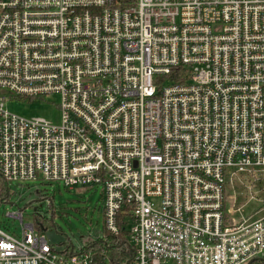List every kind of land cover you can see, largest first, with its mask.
Returning <instances> with one entry per match:
<instances>
[{"label": "built area", "instance_id": "obj_1", "mask_svg": "<svg viewBox=\"0 0 264 264\" xmlns=\"http://www.w3.org/2000/svg\"><path fill=\"white\" fill-rule=\"evenodd\" d=\"M51 95L59 123L7 107ZM0 172L101 186L134 264L263 260L264 0H0ZM92 263L0 228V264Z\"/></svg>", "mask_w": 264, "mask_h": 264}, {"label": "rangeland", "instance_id": "obj_2", "mask_svg": "<svg viewBox=\"0 0 264 264\" xmlns=\"http://www.w3.org/2000/svg\"><path fill=\"white\" fill-rule=\"evenodd\" d=\"M58 101L56 95L15 97L7 102V107L25 118L39 116L59 123L61 111L56 106ZM10 187V201L0 202V228L17 238L22 237L25 224L34 222L35 212L51 219L49 200L54 204L56 228L53 225L52 228L46 227L44 234L58 250H64V242L70 239L80 251L85 240H92L105 232V198L101 186L67 187L60 180L48 181L38 177L15 181ZM253 206L254 203L249 202L246 210H251ZM18 211L23 212V221L8 215V212Z\"/></svg>", "mask_w": 264, "mask_h": 264}, {"label": "trees", "instance_id": "obj_3", "mask_svg": "<svg viewBox=\"0 0 264 264\" xmlns=\"http://www.w3.org/2000/svg\"><path fill=\"white\" fill-rule=\"evenodd\" d=\"M184 75V76H183ZM186 75V76H185ZM182 76V77H180ZM167 79L170 82H183L187 80V68L184 66H174L169 74H167ZM41 177V176H39ZM43 178V177H42ZM45 179V178H43ZM47 180V179H45ZM50 181V180H48ZM15 181L8 180L0 172V202L6 203L10 201L11 197V187L10 185ZM49 209L52 213L51 219L46 215H41L35 212L34 226L36 231L44 232L47 228H56L55 222L53 220L55 209L53 201L49 200ZM118 224L120 231L118 234L111 233L106 225L104 228V233L99 234L94 239H87L84 242L83 247L80 251H90L93 257L92 264H134L135 261V249L129 244V231L124 225V219L122 217L118 218ZM64 250H58L56 245L52 244L53 248L58 252L64 254H70L73 252H80L76 250V247L71 242L70 239L64 242ZM253 264H264V259L257 260Z\"/></svg>", "mask_w": 264, "mask_h": 264}, {"label": "water", "instance_id": "obj_4", "mask_svg": "<svg viewBox=\"0 0 264 264\" xmlns=\"http://www.w3.org/2000/svg\"><path fill=\"white\" fill-rule=\"evenodd\" d=\"M36 210V209H35ZM253 262V261H252Z\"/></svg>", "mask_w": 264, "mask_h": 264}]
</instances>
